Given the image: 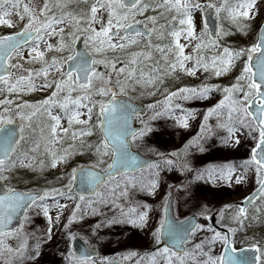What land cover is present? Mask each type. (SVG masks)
<instances>
[{
	"label": "snow or ice",
	"instance_id": "obj_1",
	"mask_svg": "<svg viewBox=\"0 0 264 264\" xmlns=\"http://www.w3.org/2000/svg\"><path fill=\"white\" fill-rule=\"evenodd\" d=\"M73 2L42 0V5L34 7L30 3L22 4L21 0H0V25L14 28L18 23L22 24L18 31L0 35V92L8 94L0 100V261L3 264H30L41 256V245L53 239L52 229L59 223L61 215L60 212L55 218L50 215L48 200L51 197L52 206L63 209L67 205L56 199L61 197L75 201V205L64 224L65 250L57 251L66 264H95L89 248L77 253L68 247L76 239L70 225L77 219L82 220L88 208H91V215H96L98 205L111 204L119 209V216L108 219V224L121 223L146 229L151 206L140 201L132 206V198L136 192L154 194L160 184L162 168L191 171L187 162H179V157L187 156L193 147L204 150L200 141L214 135L213 126L207 123L213 115L217 117L215 128L227 133L221 137L225 146H240L242 138L248 136L255 141L250 146L249 158L238 166L241 174L234 179L235 183H241L254 167L259 188L256 194L245 198V203H252L257 196L264 199V27L250 47L231 49L219 44L220 37L228 33L222 32L217 25L214 38L206 19L214 14L219 20L222 12L234 23L241 17L251 19L256 0H238L235 4H229L228 0L219 4L215 0H93L86 7H79L80 0H75L77 10H69ZM149 10L153 14L145 15ZM196 12H200L202 21L199 35L196 32ZM13 16L18 19L14 20ZM137 17H143V20ZM65 25L69 26L67 31ZM54 36L58 39L50 43L49 39ZM181 36L189 43L196 41L193 48L195 59L191 54H185L186 45L180 42ZM78 42L83 43V49L77 48ZM141 43L143 47L138 51L128 53V60L121 61L115 55H107ZM216 47H222V53L210 58L201 53L202 49ZM48 52L61 55H52L49 60L46 58ZM155 53H159V58ZM189 61L194 62L186 66ZM237 61L242 62V67L235 77L236 82L223 87V98L207 109L197 137L168 155L152 146L159 143L162 135L155 131L152 123L158 118L173 117L179 126H189V117L194 113L188 111L175 117V110L184 111L182 104L174 103L176 99H207L213 90L220 91L221 86L205 84L198 88L181 87L168 91L163 100L146 105L147 109H152L147 120L141 118L143 110L131 102L129 90H134L137 85L155 88L177 69L188 75H195L203 69L219 77L228 73ZM25 63H39L41 67L25 68ZM101 65L103 71L99 68ZM12 69H22L26 75L16 77ZM50 74L54 75L50 78ZM37 79L41 81V90L52 89L50 95L35 104L27 101L14 104L16 95L37 90ZM84 116L86 119L81 118ZM63 120L67 121V127L63 126ZM136 120L140 122L139 127L133 126ZM244 128L248 133L242 137ZM253 132H258V136H253ZM94 135L97 137L95 141L84 139ZM67 138L74 143L57 150L56 146ZM76 141H79L81 154L89 152L94 160L88 166L72 168L64 188L32 192L12 185L13 173L18 167L35 170L36 154L50 158L52 168L60 163L66 164L77 151ZM141 145L160 159L151 160L133 150ZM44 166L45 161L40 160L39 167ZM236 171L237 166L227 164L213 168L207 174L209 179L231 184ZM204 175V172L197 171L194 179H203ZM77 182L79 190L74 192ZM121 198L130 206L118 203ZM34 207L48 221L42 236L23 231L25 224L30 223L29 210ZM169 208L166 199L164 214L151 235L157 245L165 240L167 243L150 254V264H264V247L259 243L249 246L252 256L245 250L236 255L237 249L231 247L232 241L227 235L211 225L205 228L193 218H170ZM254 211L260 213L259 208ZM200 215L211 217L206 207L202 208ZM248 219V209L243 205L233 216V221L241 226ZM252 219H259V216L254 215ZM13 221H17L16 227H12ZM199 231L212 232V235L192 244L191 248L187 247ZM29 235L35 240L32 245L28 242ZM17 237L22 239L15 248L5 242L6 238ZM217 241L223 242L225 253H213Z\"/></svg>",
	"mask_w": 264,
	"mask_h": 264
},
{
	"label": "rangeland",
	"instance_id": "obj_2",
	"mask_svg": "<svg viewBox=\"0 0 264 264\" xmlns=\"http://www.w3.org/2000/svg\"><path fill=\"white\" fill-rule=\"evenodd\" d=\"M21 2L22 4L30 3L34 7L42 5V0H21ZM92 2L93 0H80L79 7H86ZM215 2L219 4L222 0H215ZM237 2L238 0H228L229 4H235ZM77 8V3L74 0V2L69 6V10H77ZM152 14L151 10L145 13V15ZM106 15L107 14L105 13V18ZM194 15L196 32L197 35H199L202 27L201 14L200 12H196ZM250 15L252 16L251 19L241 17L234 23L227 18L226 13L222 12L219 20L217 19L218 25L221 31L227 32L228 35H222L220 37L219 44L227 46L231 49H240L248 48L255 43L257 39V30L255 27L257 24H261L263 19L264 0H256V8L252 13H250ZM13 19L16 20L18 18L13 16ZM137 19L143 20V17H137ZM163 22L164 21H161V23ZM238 24L242 27H238ZM20 27H22V24L19 23L14 28H8L0 25V35L18 31ZM64 27L67 31L69 26L65 25ZM96 27L99 28V24H97ZM57 39L58 38L54 36L49 39V42L55 43ZM180 42L186 45L185 54H191L195 59L196 53L193 51V48L196 41L189 43L183 36H181ZM141 47H143L142 43L133 48H126L123 51L118 50L116 53L108 52L107 55L109 57L115 55L121 61H125L130 59L128 55L129 52L138 51ZM41 49H43V44H41ZM201 53L205 56V58H210L213 55L222 53V47H216L215 49H202ZM24 55L25 58H27L28 53L26 49L24 50ZM52 55L61 54L48 52L46 53V58L50 60ZM63 55H66V53H63ZM155 56L159 58V53H155ZM243 59H246V57ZM14 62L15 61H13V63ZM193 62L194 61L187 62L186 66H191ZM24 67L39 69L41 65L39 63H25ZM241 67L242 62L237 61L228 73L219 77L211 74V71L205 72L203 69L198 70L195 75H189L190 77L186 80L188 85L185 87L198 88L205 84H211L221 86V90H213L207 99H194L187 101L176 99L174 103L182 104L184 111L181 112L179 109L175 110V117L182 116L188 111L194 113L193 117H189V126L187 128L179 126L173 117L163 116L158 118L152 123L155 126V131L157 133H161L162 135L160 136L159 143H154L152 146L158 147L160 152L168 155L173 152H177L179 149L183 148L189 140L197 137V134L200 133V126L204 123L203 116L206 114L207 109L214 106L223 98V87L230 86L232 83L236 82L235 77L239 75ZM99 68L101 71L104 70L103 65L99 66ZM13 73L16 77L26 75L22 69H13ZM52 75L54 74H50V78ZM184 75L188 74L177 69L173 74L164 78V83L169 82L170 84H158L155 88L152 86L142 87L137 85L134 90H129V97L136 104L146 107V105L154 103L157 100H163L166 92L175 91L177 89L176 85L179 84L181 88L182 86L178 79ZM192 76H195L197 79L200 78L201 82L199 84L192 85V82L188 80L192 79ZM40 82V79L36 80L37 90L16 95L14 98V104H20L24 101L35 104L49 96L52 89L41 90L39 88ZM153 92L154 94H150ZM6 95L8 94L0 92V100H3ZM9 98L11 99L13 97ZM151 115L152 109H147V115L141 118L147 120ZM81 118L86 119V116ZM216 121L217 117L215 115L209 117L207 123L213 126L214 135L206 137L200 141L204 149L203 151L193 147L189 149L187 156L180 155L179 162L181 164L187 162L191 171L181 172L177 168H173L169 171L166 168H162L160 171V184L155 193L148 194L146 192H136L132 198V206L135 205L136 201L147 203L151 206L149 209V226L146 229L140 230L132 227L131 225L121 223L108 224V219H111L113 216H119V209L112 207L111 204L98 205V214L96 215H91V208H88L87 214H84V218L82 220L77 219L72 223V225H70L71 231L75 233L77 237H80L84 241L86 240L88 248L96 252L97 258L95 259V264H102L113 259L120 260L123 264H137L138 261H140V264H150L152 260L150 254L155 252V246H157L151 233L154 228L158 226V223L163 216V206L168 195L174 196L172 212L175 219L184 220L188 216L205 219L206 217L200 215V213L202 208L206 207L210 210L211 216L214 215L213 220L212 222L206 220V222H202L200 225H204L205 228L211 225V227L216 231H218V227L225 229L229 233L230 239L233 241V244L237 249L249 247L253 243H259L262 247H264V220H259L264 219V215L262 218L252 219L254 215H259L264 212V199H261L253 206L248 213L249 219L244 222L243 226L238 225L233 221V216L238 210V208L235 207V204L253 193V191L259 186L254 167L245 174V179L241 183H235L234 179L236 175L241 174L238 166L242 161L249 158L250 146H252L255 141L251 136H248L247 139L242 138L240 146H225L221 141V137L227 135V133L223 129L215 128ZM137 123L140 126L139 120H137ZM62 124L65 127L68 126L66 120H63ZM76 127L78 128L82 126ZM221 131H224L222 136L215 138ZM247 133L248 129L244 128L241 131V136L243 137ZM36 135H39L38 130ZM252 135L258 136V132H253ZM214 138L215 140H213ZM84 139L88 141H95L97 137L94 135L92 137H85ZM73 143L74 142L70 138H67L61 144H58L56 149L59 150L62 148H68V146ZM75 144L77 145L76 153L66 164L60 163L55 168L49 166L50 158L41 154H36V166L39 167L40 160H44L45 166L47 165L52 169V172L56 173L55 179L57 188L53 187L45 190L64 188V186L68 183V173H70L72 168L81 165L88 166L93 162L94 156L86 151L81 154L78 150L79 141H76ZM134 150L142 156H154L158 158V160L160 159V157L154 153L148 152L144 145L134 147ZM227 164L237 166V171L233 173V181L231 184L226 181L209 179L207 174L208 171ZM197 171L205 173L203 179H194ZM196 185H198V188H196ZM56 199L60 204H66L67 207L58 209L57 207L52 206L53 200L51 197L49 198L48 203L50 205V215L55 218L57 212H60V221L58 224L53 226V239L42 243L41 256L36 261L30 262V264H66V261H64L57 249L60 251L65 250V241L67 240V236L62 235L65 232L64 224L67 223L68 218L72 214L75 201L65 200L61 197H56ZM93 199L95 198L93 197ZM118 203L125 205V207L130 206L129 202L123 198H121ZM256 208L260 209V213H256L254 211ZM221 210H223L222 215H219ZM221 216H224L222 221ZM29 217L30 223L25 224L23 231L28 234L42 236L48 227L47 219L43 216L42 212L35 207L29 210ZM229 229H235V231L230 232ZM221 233L224 234L223 232ZM211 235L212 232L199 231L187 247L191 248L192 244L199 242L206 236L210 237ZM21 239L22 237L6 238L5 242L15 248L21 242ZM28 242L30 245L35 243L32 235L28 236ZM223 245L222 241H217L213 247V253L216 255L221 254ZM68 247L71 248L70 244ZM132 253H135V255H132ZM0 264H3V262L0 261Z\"/></svg>",
	"mask_w": 264,
	"mask_h": 264
},
{
	"label": "trees",
	"instance_id": "obj_3",
	"mask_svg": "<svg viewBox=\"0 0 264 264\" xmlns=\"http://www.w3.org/2000/svg\"><path fill=\"white\" fill-rule=\"evenodd\" d=\"M34 167L35 170L18 167L13 173L14 179L12 181V185L17 189L25 191H43L48 188H57L55 179L56 173L52 172V169L50 167H48L47 165L42 169L36 165H34ZM263 215L264 212L260 213L258 216L259 218H262ZM259 220L261 221L264 219Z\"/></svg>",
	"mask_w": 264,
	"mask_h": 264
},
{
	"label": "water",
	"instance_id": "obj_4",
	"mask_svg": "<svg viewBox=\"0 0 264 264\" xmlns=\"http://www.w3.org/2000/svg\"><path fill=\"white\" fill-rule=\"evenodd\" d=\"M206 19H207V23H208V25H209V29H210V31L213 33V37L215 38V32H216V29H217V19L215 18L214 14L209 15ZM138 27H142V25H139ZM262 27H264V18H263L262 24H261L260 29H259V32H258V38H259L260 31H261V28H262ZM258 38H257V40H258ZM77 48H78V49H83V43H82V42H78V44H77ZM125 99H127V97H125ZM131 102H132L133 104H135L139 109H142V110H143V111H142V116H144V115L146 114V109H145L144 106L138 105V104H136V103L133 102V101H131ZM133 126H134V127H138V126H136V122H135V121H134V123H133ZM135 152H136V151H135ZM141 156H142V155H141ZM143 157H144V156H143ZM149 159H151V160H155V159H153V158H149ZM258 188H259V186L253 191V193H251V194L248 195L247 197H250V196H253L254 194H256ZM78 190H79V184H78V182H77V183L74 185V192H76V191H78ZM32 192H34V191H32ZM258 197H259V196H257L256 199H255L252 203H254V202L258 199ZM245 198H246V197H245ZM245 198H244L240 203H238V206H239V207L243 205V206H245L246 208H248V207L252 204V203H245ZM168 201H169V204H170V208H169V217H170V218H173V215H172V209H171L172 198L170 197V198L168 199ZM213 216H214V215H213ZM213 216H211L210 218H207V221L212 222V220H213ZM189 218H193L194 221H195V223H198V219H197L195 216H191V217H189ZM187 219H188V218H187ZM16 225H17V221H13V225H12V227H16ZM213 226H214V225H213ZM216 229H217V228H216ZM217 230H218V231H221V232H223L225 235H227L228 238H229V240H230L229 233H228L225 229H222V228L218 227ZM230 241H231V240H230ZM165 243H167L166 240H165V241H162L161 244L164 245ZM231 247H233V243L231 244ZM83 248H87V247L85 246V244L83 243V241H82L80 238H77V237H76V239H75L74 241H72V249H73V251L79 253V251H80L81 249H83ZM89 250H90V249H89ZM240 250H245L249 256H252V255H253V252L250 250V248H242V249H239V250H237L236 255H239V254H240ZM90 251L93 253V256L95 257V252H94L93 250H90ZM223 253H225V247L223 248ZM107 264H118V263H116V262H109V263H107Z\"/></svg>",
	"mask_w": 264,
	"mask_h": 264
},
{
	"label": "bare ground",
	"instance_id": "obj_5",
	"mask_svg": "<svg viewBox=\"0 0 264 264\" xmlns=\"http://www.w3.org/2000/svg\"><path fill=\"white\" fill-rule=\"evenodd\" d=\"M223 132L224 131L219 132V134L215 138L222 136ZM215 138L213 140H215ZM196 188H198V185H196ZM134 241H136V240H134Z\"/></svg>",
	"mask_w": 264,
	"mask_h": 264
}]
</instances>
